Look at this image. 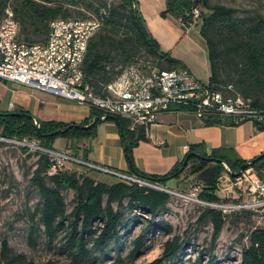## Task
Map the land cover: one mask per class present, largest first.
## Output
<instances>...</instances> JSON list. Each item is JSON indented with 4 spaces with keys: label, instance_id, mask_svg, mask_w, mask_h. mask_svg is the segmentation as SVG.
<instances>
[{
    "label": "trees",
    "instance_id": "trees-1",
    "mask_svg": "<svg viewBox=\"0 0 264 264\" xmlns=\"http://www.w3.org/2000/svg\"><path fill=\"white\" fill-rule=\"evenodd\" d=\"M87 1L84 4L85 8L98 17L94 19L100 22L99 28L89 40L82 62L85 81L94 93L100 96L105 95L107 85L117 79L130 65L139 66L145 71L153 68L169 70L184 67L181 60L161 48L148 30L138 0H113L110 3L108 0ZM76 3L73 0H0V21L5 15V10L8 7L11 8L20 26L19 40L28 44H45L53 20L91 19L84 12H78L81 17L71 18L70 5H81ZM195 8L200 9L202 21L199 31L208 46L211 67L208 84L212 89L219 90L224 95L238 94L234 90L227 94L223 92V87L229 91L232 84L221 85L223 80L219 77L220 65L227 61V57H230L235 69L234 77L229 79V82L241 89L239 93L241 97L249 99L254 108L264 112V104H261L259 99L260 93L264 90V16L260 15L252 20L238 18L235 16L234 8L210 4L209 0H165V8L161 15L173 16L183 25L188 26L194 22ZM218 37H223L225 40L221 43ZM141 52L148 58H138ZM249 97H254V99L251 100ZM30 115L23 109L0 112V135L21 141L34 138L45 148H53L54 140L57 137H63L68 140L69 147L75 141L95 137L97 123L90 128L68 126L71 124L87 125L94 117L101 118L102 113L92 108L90 117L80 123L40 120ZM34 118L38 121L37 124ZM108 119H111L110 116L106 118ZM117 119L121 135L126 138L127 149L130 152L134 144L146 139V129L140 126L131 130L128 119L123 117H117ZM203 121L206 125L243 123H237L230 117L219 115L203 117ZM254 123L259 129L264 130V121H254ZM57 131L59 132L56 133ZM66 150L70 149L66 148ZM188 153L200 154L207 159L193 155L184 169L180 170L184 157L171 171L154 174L139 170L133 158L128 155L129 171L164 186L166 180L178 178L184 171L190 170V174L196 175L203 187L199 198L209 202H218L221 200L216 193L219 177L224 172L235 177V172L240 169L241 164L247 161L238 157L232 149L214 148L208 152L203 145H192ZM37 154V166L32 172L31 183L39 193L38 213L41 223L49 238H53L61 229L67 230L69 241L73 243L67 245L74 249L75 260L93 258L92 250L88 248V245L95 250L103 251L110 239L114 238L118 243L120 227L127 228L132 221L142 216L141 214H149L151 218L133 252L140 247L148 230L156 229L168 233L172 231V226L167 221L152 222L160 211L166 209L170 199L168 192L120 180L106 183L92 178L84 171L53 169V161L47 153L37 151ZM224 164L230 168V172L226 170ZM250 167L260 178H264V156L257 159ZM65 190L75 192V205L70 212L63 193ZM133 210H138V214L126 218V211L132 212ZM246 212L249 215L253 213L252 211ZM226 215L213 207L204 208L199 219L212 223L213 241L218 237ZM184 244L187 242L182 240L180 235H174L165 242L163 254L146 264H165L167 261L175 260ZM2 248L0 264L10 251L6 242L2 244ZM209 257L207 264H215V257L211 253ZM16 261L20 264H37L22 255L16 256ZM241 264H264V225L250 230L248 243L242 250Z\"/></svg>",
    "mask_w": 264,
    "mask_h": 264
},
{
    "label": "built area",
    "instance_id": "built-area-1",
    "mask_svg": "<svg viewBox=\"0 0 264 264\" xmlns=\"http://www.w3.org/2000/svg\"><path fill=\"white\" fill-rule=\"evenodd\" d=\"M200 9L193 11L194 22ZM97 19H55L50 24V34L45 44H28L19 40V23L11 8L5 10L0 21V79L30 86L59 97L84 104L102 113L101 117H123L130 121V129L156 122L163 112L188 110L206 116H225L235 122L264 121V112L254 108L249 99L239 94L224 95L207 83L196 79L186 67L143 70L130 65L106 87L103 96L94 93L85 81L82 62L89 40L99 28ZM13 104H10V109ZM0 140L36 147L50 156L53 169L63 168L72 162L83 168L93 169L118 179L190 198L222 212L252 211L264 215V178L253 168H247L239 176L228 177L223 182L221 200L209 202L199 198V186L190 194L173 191L158 182L130 171H123L93 162L69 150H57L38 145L37 140ZM190 149L186 146V150ZM40 150V151H41ZM227 171L230 168L224 164ZM230 176V175H229Z\"/></svg>",
    "mask_w": 264,
    "mask_h": 264
},
{
    "label": "rangeland",
    "instance_id": "rangeland-1",
    "mask_svg": "<svg viewBox=\"0 0 264 264\" xmlns=\"http://www.w3.org/2000/svg\"><path fill=\"white\" fill-rule=\"evenodd\" d=\"M73 1L81 5H70L71 18L79 16L78 12H84L91 18H98L85 8L84 4L88 2L87 0ZM111 1L113 0H108L109 3ZM209 3L234 8L235 16L238 18L252 20L260 15L264 16V0H209ZM197 21V24L192 23L196 24L192 28L199 29L201 16ZM218 39L221 43L225 40L223 37ZM138 58L145 59L148 56L141 52ZM234 69L235 65L230 57L220 65L219 77L223 80L221 85L232 84L229 91L222 88L226 94L233 90L238 94L241 93L240 88L229 82V79L234 77ZM206 80L204 79L203 82L206 83ZM249 98L254 99V97ZM259 99L260 103L264 104V90L260 93ZM247 124L251 125V121H247ZM82 140L75 141L68 147L67 139L57 137L53 148L57 150L69 148L77 155H83L85 145ZM26 143L29 145L0 140V254L3 253L4 242L10 250L1 264H20L16 261L18 255L25 256L27 260L37 264H146L163 254L165 242L174 235H180L187 244H184L175 260L167 261L165 264H207L210 253L215 257V264H241L242 250L248 243L250 230L264 225V215L261 212H253L251 215L246 211L223 212L227 214L225 223L218 237L213 241L212 223L199 219L207 206L168 192L170 199L166 209L160 211L152 222L167 221L172 226L170 233L156 229L148 230L140 247L133 252L151 218L149 214H141L142 216L132 221L127 228L120 227L118 243L114 238L110 239L103 251L95 250L88 245L92 250L93 258L75 260L74 249L67 245L73 243L69 241V233L66 229L59 230L53 238H49L45 233L38 213L39 193L31 183L32 172L37 166V151L41 149L32 141ZM63 168L93 175L100 174L99 171L89 170L72 162L66 163ZM189 171H184L178 178L166 180L164 186L184 194H190L194 187L199 186L197 194L199 195L203 188L202 184L196 175H191ZM221 176L222 183L227 182L228 177H231L225 172ZM63 193L70 212L75 205V192L65 190ZM216 193L222 198V190L217 188ZM133 214H138V210L126 211V218H131Z\"/></svg>",
    "mask_w": 264,
    "mask_h": 264
},
{
    "label": "crops",
    "instance_id": "crops-1",
    "mask_svg": "<svg viewBox=\"0 0 264 264\" xmlns=\"http://www.w3.org/2000/svg\"><path fill=\"white\" fill-rule=\"evenodd\" d=\"M138 2L147 28L161 48L181 60L196 79L201 82L207 79V83L211 76L208 46L199 29L192 28L196 24L185 26L173 16H162L165 0ZM10 104H13L11 109ZM17 109L26 110L40 120L74 123L83 122L92 113V108L87 105L0 79V112ZM123 140L121 128L116 121L101 120L97 123V135L82 140L85 145L84 154L78 156L129 171L130 155L139 170L164 174L182 161L188 152L186 146L203 145L208 152L214 148L232 149L238 157L245 160L253 159L264 151V130L259 129L253 121L251 125L247 122L238 125H206L198 114L182 109L163 112L158 120L147 128L146 139L134 144L130 152L125 150ZM101 173L87 174L106 183L118 181L111 175ZM221 177L217 182V188L220 190L223 186Z\"/></svg>",
    "mask_w": 264,
    "mask_h": 264
},
{
    "label": "water",
    "instance_id": "water-1",
    "mask_svg": "<svg viewBox=\"0 0 264 264\" xmlns=\"http://www.w3.org/2000/svg\"><path fill=\"white\" fill-rule=\"evenodd\" d=\"M30 116H31V115H30ZM107 117H108V116H107ZM107 117H105V118H100V117L96 116V117H94V118L90 121V123L87 124V125H82V124H71V125L68 126V127L90 128V127H92L94 124L98 123L99 121H101V120H106ZM110 118H111L112 120L118 122V119H117L116 116H110ZM34 120H35V123L37 124L38 121H37L35 118H34ZM61 131H62V130H61ZM58 132H59V131H57L56 133H58ZM123 139H124L123 141H124V147H125V150H127V140H126L125 137H123ZM127 155H128V153H127ZM193 155H196L197 157H200V158L207 159V157H203V156H201L200 154L188 153V154L185 156V159H184V161H183V165H182V167H181L180 170L184 169V167L186 166V164H187L189 158H190L191 156H193ZM263 156H264V152L261 153V154H259L256 158H253V159H250V160L245 161L243 164H241L240 169H239L237 172H235V174H234L235 177H236V176H239L244 170H246L247 168H249V166H250L252 163H254L257 159H259V158H261V157H263ZM218 161H219V162H222V160H220V159H218ZM222 163H223V162H222Z\"/></svg>",
    "mask_w": 264,
    "mask_h": 264
},
{
    "label": "bare ground",
    "instance_id": "bare-ground-1",
    "mask_svg": "<svg viewBox=\"0 0 264 264\" xmlns=\"http://www.w3.org/2000/svg\"><path fill=\"white\" fill-rule=\"evenodd\" d=\"M102 118V117H101ZM34 139V138H33Z\"/></svg>",
    "mask_w": 264,
    "mask_h": 264
}]
</instances>
